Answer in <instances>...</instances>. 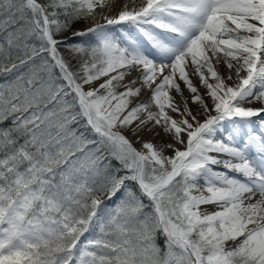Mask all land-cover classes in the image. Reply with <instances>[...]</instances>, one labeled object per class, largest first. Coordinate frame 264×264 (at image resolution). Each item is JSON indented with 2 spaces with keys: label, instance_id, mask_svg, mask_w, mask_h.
<instances>
[{
  "label": "snow or ice",
  "instance_id": "snow-or-ice-1",
  "mask_svg": "<svg viewBox=\"0 0 264 264\" xmlns=\"http://www.w3.org/2000/svg\"><path fill=\"white\" fill-rule=\"evenodd\" d=\"M129 2L0 0V264H264V0Z\"/></svg>",
  "mask_w": 264,
  "mask_h": 264
},
{
  "label": "bare ground",
  "instance_id": "bare-ground-1",
  "mask_svg": "<svg viewBox=\"0 0 264 264\" xmlns=\"http://www.w3.org/2000/svg\"><path fill=\"white\" fill-rule=\"evenodd\" d=\"M138 2H139V0H137V3ZM121 3H123V2H121ZM127 3H128V5H131L130 2H129V0H127ZM109 7H111V11H109V8L108 7H105L104 9H101V8L98 7L96 11H97V13H100V12L103 11V12L107 13L108 15H116L118 13V11L120 10V5H118V4H116L114 6L110 5ZM220 71L222 73H226V69L224 68L223 65L220 66ZM133 75H135V73H133ZM185 95H188L187 91L185 92ZM147 98H148V93L147 92L142 93L141 99H147ZM250 106H252V107H259V104H253V105H250ZM149 138L150 137H148V136L145 137V139H149ZM130 139H132L133 142L135 143V138L134 137H131L130 136ZM160 139L161 138H157L156 142H159ZM135 146L138 147V148L140 147L139 144H136ZM177 147H181V146L178 145ZM181 149H182V147H181ZM167 154L168 155H172L171 152H168ZM256 198L258 199L259 197L257 196ZM252 202H255V201H252ZM207 207H208V210L209 211L216 210L214 206H207Z\"/></svg>",
  "mask_w": 264,
  "mask_h": 264
},
{
  "label": "rangeland",
  "instance_id": "rangeland-1",
  "mask_svg": "<svg viewBox=\"0 0 264 264\" xmlns=\"http://www.w3.org/2000/svg\"><path fill=\"white\" fill-rule=\"evenodd\" d=\"M121 2H123V3H127V0H119V3H117L118 5H120L121 6ZM129 7H131V5H128ZM77 27H83V25H77ZM130 138V137H129ZM182 147V146H181ZM113 163L115 164V161H113ZM73 264H74V261H73Z\"/></svg>",
  "mask_w": 264,
  "mask_h": 264
},
{
  "label": "trees",
  "instance_id": "trees-1",
  "mask_svg": "<svg viewBox=\"0 0 264 264\" xmlns=\"http://www.w3.org/2000/svg\"><path fill=\"white\" fill-rule=\"evenodd\" d=\"M158 242H160V241H158Z\"/></svg>",
  "mask_w": 264,
  "mask_h": 264
}]
</instances>
